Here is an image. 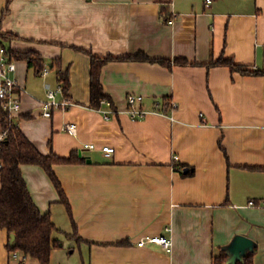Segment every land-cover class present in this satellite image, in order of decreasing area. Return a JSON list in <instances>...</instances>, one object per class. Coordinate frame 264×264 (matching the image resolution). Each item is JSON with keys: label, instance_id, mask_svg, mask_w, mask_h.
Returning <instances> with one entry per match:
<instances>
[{"label": "crops", "instance_id": "crops-1", "mask_svg": "<svg viewBox=\"0 0 264 264\" xmlns=\"http://www.w3.org/2000/svg\"><path fill=\"white\" fill-rule=\"evenodd\" d=\"M7 2L0 0V30L17 38L0 45L38 52L49 68L42 76L16 59L21 109L13 121L41 153L76 150L85 158L53 165L74 236L67 235L72 221L45 170L21 165L33 201L61 230L49 264H213L238 234L257 245L253 264H264V76L206 65L223 56L264 70V0H10L1 16ZM138 51L197 64L105 63L101 83L117 110L105 119L88 106L89 53ZM62 71L74 104L42 116L46 89L59 85ZM130 93L168 96L175 108L132 119ZM66 122L76 124V134L62 130ZM103 145L114 152L106 155ZM61 206L66 216L57 221ZM157 234L171 239L170 251L137 244ZM8 237L0 227V264H41L13 258Z\"/></svg>", "mask_w": 264, "mask_h": 264}, {"label": "trees", "instance_id": "trees-1", "mask_svg": "<svg viewBox=\"0 0 264 264\" xmlns=\"http://www.w3.org/2000/svg\"><path fill=\"white\" fill-rule=\"evenodd\" d=\"M10 0H8L9 2ZM8 2L3 9L1 16L5 15L9 8ZM1 23V18H0ZM1 29V27H0ZM17 35L11 31L1 32L0 39L11 41L16 39ZM5 46V45H3ZM6 47V46H5ZM8 54L16 59H25L29 65H34L40 72L44 67L43 58L38 52L15 51L7 48ZM90 56V82H89V104L88 106L96 109L100 106V101L104 98L112 100L105 94L101 83V70L105 63L115 60H136L155 62L172 68L173 65L197 64L190 62L185 58H153L142 51L133 54L97 56L89 53ZM211 65H225L231 71H238L247 75H263V69L251 68L234 62L232 58L220 56L216 60H210L206 63ZM59 85L62 87L63 94L67 96L69 81L67 71L58 73ZM171 101L168 96L159 99L164 111H169L166 105ZM113 104V102H112ZM113 107L115 108L114 104ZM116 109V108H115ZM0 131H5L6 136L0 146V227L8 232V241L6 243L9 253L18 250L27 257L36 258L41 264H49L51 251L61 245V240L55 236L61 230L51 219L49 212H41L37 207L29 192L26 181L21 172V165H39L41 166L59 194V201L64 204L72 221L73 231L68 236H74L75 223L72 219L70 204L65 196L64 190L53 170L54 164H68L85 161V158L79 155L78 151H72L68 156H59L53 151L48 154L41 153L34 144L25 136L20 128L13 121V117L5 110L0 101ZM180 167L183 175L189 174V170L184 171L185 165L175 164V169ZM264 170V167L260 168ZM15 235L14 240L10 241V234ZM79 239V238H78ZM255 244L252 250H248L241 260L235 264H253V255L256 251ZM229 254L224 246L218 255L213 259V264H225Z\"/></svg>", "mask_w": 264, "mask_h": 264}, {"label": "built area", "instance_id": "built-area-1", "mask_svg": "<svg viewBox=\"0 0 264 264\" xmlns=\"http://www.w3.org/2000/svg\"><path fill=\"white\" fill-rule=\"evenodd\" d=\"M210 0H207L209 2ZM16 70V60L12 58L8 52L7 48L3 45H0V101L5 110L13 116L21 109L20 99L16 89L19 87L17 79L14 75ZM49 72V68L44 66L40 70V74L43 76ZM74 103L69 100L67 96L63 94L62 87L58 85L56 88L48 87L46 89V98L43 101L41 115L45 117H51L54 110H67ZM127 114L132 119L143 118L149 112H157L163 114H169L175 108V102L171 100L168 104L169 111H164L162 104L159 102V99H151L150 103L147 104L145 97L140 94L130 93L127 95ZM105 119H110L117 113V110L113 107L112 102L104 98L100 101V106L96 108ZM62 130L70 134H76L77 126L74 122H66ZM6 136L5 131H0V146L1 142ZM84 148L96 149L94 143H85L83 144ZM106 155H110L114 152V148L109 145H103L99 148ZM177 155H173V162H177ZM1 165V164H0ZM180 170V167L177 168ZM249 204H253V201L250 200ZM148 243H157L162 245L166 250L170 251L172 248V241L170 238L162 234L157 235H145L141 237L137 244L139 246L146 245ZM13 258H18L21 261H24L27 257L25 254L18 250H14L10 253Z\"/></svg>", "mask_w": 264, "mask_h": 264}, {"label": "water", "instance_id": "water-1", "mask_svg": "<svg viewBox=\"0 0 264 264\" xmlns=\"http://www.w3.org/2000/svg\"><path fill=\"white\" fill-rule=\"evenodd\" d=\"M147 104L150 103L151 98H145ZM90 161V159H88ZM188 168H185L184 171H187ZM15 235L10 234V241L14 240ZM255 245V242L245 235H235L231 242L225 245V249L229 254V258L225 264H235L237 260H241L248 250H252Z\"/></svg>", "mask_w": 264, "mask_h": 264}, {"label": "rangeland", "instance_id": "rangeland-1", "mask_svg": "<svg viewBox=\"0 0 264 264\" xmlns=\"http://www.w3.org/2000/svg\"><path fill=\"white\" fill-rule=\"evenodd\" d=\"M64 212H65L64 211V206L63 207L61 206L60 207V210L58 209V211L55 212V218L57 219V221H59V219H60L61 216H66Z\"/></svg>", "mask_w": 264, "mask_h": 264}]
</instances>
